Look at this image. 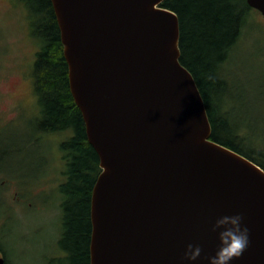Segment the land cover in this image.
<instances>
[{
    "label": "water",
    "instance_id": "water-1",
    "mask_svg": "<svg viewBox=\"0 0 264 264\" xmlns=\"http://www.w3.org/2000/svg\"><path fill=\"white\" fill-rule=\"evenodd\" d=\"M165 0H51L69 86L102 169L91 198L90 264H209L212 226L243 215L264 264V169L211 140L204 98L180 61ZM264 17V0H247ZM200 245L195 261L183 259ZM0 264L5 258L0 256Z\"/></svg>",
    "mask_w": 264,
    "mask_h": 264
},
{
    "label": "trees",
    "instance_id": "trees-1",
    "mask_svg": "<svg viewBox=\"0 0 264 264\" xmlns=\"http://www.w3.org/2000/svg\"><path fill=\"white\" fill-rule=\"evenodd\" d=\"M31 34L40 44L31 78L41 107L38 129L47 142L45 178L48 204L59 211V236L46 264H90L91 198L102 169L89 144L82 113L69 86L61 33L51 0H21ZM162 7L180 21V61L193 75L204 98L212 140L264 169V113L232 115L220 100L221 85L231 80L230 64L248 24L247 0H165ZM230 79V80H229ZM264 94V85H262ZM256 115V116H255ZM63 137L57 141L55 137ZM40 140V139H39ZM38 140V141H39ZM56 151V152H55ZM5 185H1L2 190ZM5 264H11L3 252Z\"/></svg>",
    "mask_w": 264,
    "mask_h": 264
},
{
    "label": "rangeland",
    "instance_id": "rangeland-1",
    "mask_svg": "<svg viewBox=\"0 0 264 264\" xmlns=\"http://www.w3.org/2000/svg\"><path fill=\"white\" fill-rule=\"evenodd\" d=\"M247 22L230 64L232 81L217 89L220 100L231 104L232 115L264 113V17L251 9ZM39 48L22 1L0 0V172L8 185L0 201V256L6 252L11 264H46V255L56 250L61 221L52 204L44 207L41 195H34L38 208L29 211L13 206L8 197L12 181L15 188V182L25 183L26 198L32 195L31 183L41 173L42 153L47 152L46 136L38 129L41 107L36 95L30 113L14 107L30 88Z\"/></svg>",
    "mask_w": 264,
    "mask_h": 264
},
{
    "label": "clouds",
    "instance_id": "clouds-1",
    "mask_svg": "<svg viewBox=\"0 0 264 264\" xmlns=\"http://www.w3.org/2000/svg\"><path fill=\"white\" fill-rule=\"evenodd\" d=\"M242 214L223 216L216 220L212 231L223 229L218 234L219 247L214 256L208 257L209 264H229L234 258H239L247 250L249 229L242 226ZM202 253L200 245L188 244L183 253V259L187 261L197 260Z\"/></svg>",
    "mask_w": 264,
    "mask_h": 264
},
{
    "label": "flooded vegetation",
    "instance_id": "flooded-vegetation-1",
    "mask_svg": "<svg viewBox=\"0 0 264 264\" xmlns=\"http://www.w3.org/2000/svg\"><path fill=\"white\" fill-rule=\"evenodd\" d=\"M29 84H30L29 85L30 88L27 89L26 92L24 93L23 99L19 101L18 103H16V105L14 106L15 108H17V110H23V112L25 113H30L33 110V106H34L33 99H34V95H36L32 82H30ZM211 128L213 132L215 130L213 123L211 124ZM211 140H212V134H211ZM42 156L44 158V163L39 168L41 173H38V175H36L33 178V181L31 183L32 195L29 196L31 197L29 200H28L29 197L26 198L25 196V189H24L25 183L15 182L16 183L15 185L16 188H15L13 184L14 181H12V191L11 190L9 191L8 197H10V201H12L13 206L16 205L17 207L25 211H29L31 208L32 209L36 208V206L38 208V202L35 201L34 195H41V199H42V203L44 204V207H45V204H48L47 193L49 190L48 189L49 182L45 179L47 177L45 176L46 172L44 168L45 164L47 163V158H46L47 155L44 152L42 153ZM5 183H7V181L5 179H2L1 172H0V201L2 197H6L5 191L7 187L5 186L3 190L1 187V185L2 184L5 185ZM23 195L25 196V198H23ZM40 204H41V201H40Z\"/></svg>",
    "mask_w": 264,
    "mask_h": 264
}]
</instances>
